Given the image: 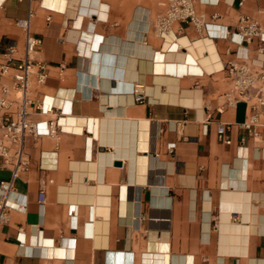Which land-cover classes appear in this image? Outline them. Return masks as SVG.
<instances>
[{
  "label": "crops",
  "instance_id": "1",
  "mask_svg": "<svg viewBox=\"0 0 264 264\" xmlns=\"http://www.w3.org/2000/svg\"><path fill=\"white\" fill-rule=\"evenodd\" d=\"M161 1L0 0V61L11 44L24 56L17 18L31 10L46 116L67 126L26 141L30 167L8 194L26 207L0 224V264H264V117L255 133L244 126L250 101L228 103L221 69L242 56L262 63L258 39L200 37L181 23L162 37ZM196 5L232 26L241 13L264 22V0ZM11 176L0 168V182Z\"/></svg>",
  "mask_w": 264,
  "mask_h": 264
},
{
  "label": "built area",
  "instance_id": "2",
  "mask_svg": "<svg viewBox=\"0 0 264 264\" xmlns=\"http://www.w3.org/2000/svg\"><path fill=\"white\" fill-rule=\"evenodd\" d=\"M243 2L239 0L240 5ZM161 7L154 28L162 37L170 35L175 23H181L193 25L200 37L229 38L238 44L257 38L256 50L264 58V22L252 14H239L236 24L232 26L217 21L219 13L207 14L199 10L196 0H162ZM30 15L31 10L27 16L17 18V22L26 30L24 56H14L16 45L11 44L5 59L0 61V168H8L12 173L10 179L0 182V224L8 221L11 208L26 207V204L10 201L8 194L15 189L14 180L30 167L27 139L41 134H57L67 127L61 116H46L54 108L42 90L48 77V64L32 56L41 47L43 39L31 32ZM171 47H178V42H173ZM221 69L226 71L230 80L226 92L228 103L239 98L250 101L244 126L255 133L264 117V59L262 63L255 64L246 56L233 58ZM132 94L136 101H144L147 97L146 84L135 81ZM222 109L219 108L220 111ZM217 134L221 142H232L226 123L218 124ZM45 199V190L41 189L39 200L44 203Z\"/></svg>",
  "mask_w": 264,
  "mask_h": 264
},
{
  "label": "bare ground",
  "instance_id": "3",
  "mask_svg": "<svg viewBox=\"0 0 264 264\" xmlns=\"http://www.w3.org/2000/svg\"><path fill=\"white\" fill-rule=\"evenodd\" d=\"M102 5H105V4H102Z\"/></svg>",
  "mask_w": 264,
  "mask_h": 264
}]
</instances>
